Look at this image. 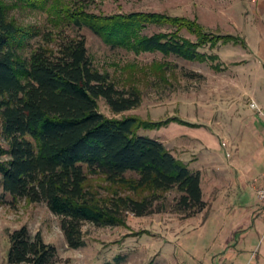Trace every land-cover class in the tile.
<instances>
[{"label":"rangeland","instance_id":"rangeland-1","mask_svg":"<svg viewBox=\"0 0 264 264\" xmlns=\"http://www.w3.org/2000/svg\"><path fill=\"white\" fill-rule=\"evenodd\" d=\"M5 1L10 5V16L20 25L37 27L38 34L31 40L34 46L49 43L56 47L63 39L84 36L93 65L108 73L118 87L138 90L139 104L122 112H113L106 99L100 97L99 109L106 116L184 120L160 128L143 127L138 133L160 139L190 169L201 172L206 205L193 215L177 212L174 203L179 193L172 189L154 201L152 213H127L124 225L85 222V245L71 248L61 218L46 202L14 198L0 184V264H8L9 232L23 225L56 246L55 264H201L205 257L220 254L225 244L248 250L243 257L252 255L254 261L262 258L264 207L258 203L254 187L263 181L264 114L250 103L255 100L264 111V64L256 55L257 42L264 38L259 33L264 14L253 11L254 2L50 0L48 9L41 10L16 4L15 0ZM67 10L101 17L132 12L184 17L197 21L210 33L240 35L246 45L231 41L219 42L214 48L206 45L202 50L217 58L203 60L157 50L136 52L106 41L87 25L73 24ZM173 29L175 25L170 23L153 22L146 24L140 34ZM181 33L196 40L187 29ZM3 143L8 147L6 141ZM90 178L98 197L106 199L113 194L110 185L99 177ZM118 193L131 194L124 189H118ZM258 204L262 212L252 218V208ZM245 230L249 236L240 238Z\"/></svg>","mask_w":264,"mask_h":264},{"label":"trees","instance_id":"trees-1","mask_svg":"<svg viewBox=\"0 0 264 264\" xmlns=\"http://www.w3.org/2000/svg\"><path fill=\"white\" fill-rule=\"evenodd\" d=\"M50 0H15L46 10ZM0 0V184L14 198L46 202L61 219L71 248L85 245L83 225H124L126 214L153 212V203L176 189L174 209L195 214L205 208L201 172L192 170L158 138L140 135V128H160L177 117L143 120L108 117L99 109L106 99L113 112L139 104L137 89H122L97 69L84 36L66 38L56 47L34 44L37 27L23 26ZM68 20L89 26L106 41L136 52L161 51L189 60L215 59L206 45H246L235 34L206 31L197 21L152 12L98 16L66 11ZM170 23L175 29L142 35L148 23ZM195 34L196 40L181 30ZM46 40L49 38L45 37ZM50 40V39H49ZM49 42V41H48ZM26 47V55L23 49ZM6 141L8 147L3 143ZM132 172L134 175H127ZM97 176L113 194L101 199L90 183ZM124 189L131 194H119ZM8 264H55L58 250L32 234L26 225L9 232Z\"/></svg>","mask_w":264,"mask_h":264},{"label":"crops","instance_id":"crops-1","mask_svg":"<svg viewBox=\"0 0 264 264\" xmlns=\"http://www.w3.org/2000/svg\"><path fill=\"white\" fill-rule=\"evenodd\" d=\"M254 2V6H252L253 11L255 12H262L264 14V0H252ZM260 32L264 35V21H261L259 23ZM257 48H256V55L259 56V58L262 60L264 64V38H259L257 42ZM258 186V185H256ZM256 186L254 187V190L256 191ZM259 203V202H258ZM253 214L251 217L253 218L254 215H257V217L262 212V207L260 204H258L257 207L252 208ZM264 222V221H263ZM249 236V233L247 234L246 230L245 232H242L239 236L240 238H246ZM222 250H224L222 254ZM248 251L244 249L243 247H235L231 246L230 244H225L221 248L220 254H215L213 258H206L203 260V263L201 264H264V246L261 248V256L262 258H259L257 261H254V258L252 255L243 257L242 254H245V252ZM248 253V252H247ZM256 256V255H255ZM250 257V259H248Z\"/></svg>","mask_w":264,"mask_h":264},{"label":"built area","instance_id":"built-area-1","mask_svg":"<svg viewBox=\"0 0 264 264\" xmlns=\"http://www.w3.org/2000/svg\"><path fill=\"white\" fill-rule=\"evenodd\" d=\"M250 105L252 108L257 109L260 113L264 114V111L259 108V105L255 100H252ZM256 194H257L258 202L261 203L264 207V173H263V181L261 182V184L256 186Z\"/></svg>","mask_w":264,"mask_h":264}]
</instances>
